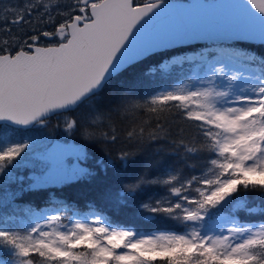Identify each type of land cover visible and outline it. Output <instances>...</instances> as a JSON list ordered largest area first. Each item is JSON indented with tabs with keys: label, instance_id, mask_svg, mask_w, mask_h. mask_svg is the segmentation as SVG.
I'll use <instances>...</instances> for the list:
<instances>
[{
	"label": "snow or ice",
	"instance_id": "snow-or-ice-1",
	"mask_svg": "<svg viewBox=\"0 0 264 264\" xmlns=\"http://www.w3.org/2000/svg\"><path fill=\"white\" fill-rule=\"evenodd\" d=\"M199 40L229 46L177 47ZM257 41L264 0H0V264H264V222L237 216L258 210L247 194L264 200ZM185 65L182 80L143 91ZM118 76L129 82L105 96ZM94 144L108 153L97 168L121 177L102 197L119 209L159 188L140 214L173 229L141 233L50 195L96 175L81 166ZM29 195L53 207L21 206Z\"/></svg>",
	"mask_w": 264,
	"mask_h": 264
},
{
	"label": "trees",
	"instance_id": "trees-1",
	"mask_svg": "<svg viewBox=\"0 0 264 264\" xmlns=\"http://www.w3.org/2000/svg\"><path fill=\"white\" fill-rule=\"evenodd\" d=\"M253 47L251 51L255 53H264V45L260 43H252ZM229 45L225 44H193L190 46H182L185 53L191 55L194 51L199 52L206 48H215V47H227ZM232 46L237 48H246L245 43L232 42ZM151 58L145 60L141 64V68H147L150 64ZM188 72V66L185 65L183 69L177 67L171 76H153L145 81L143 86V91L145 93H151L153 90L163 89L167 84H174L177 80L182 79L185 74ZM129 82L128 76H118L110 82L108 89L105 91V96L108 92L115 87H123ZM57 117H53L51 120L50 127L54 126L57 123ZM56 133L59 136L63 135L61 128L56 129ZM71 141L73 143L79 141V137H72ZM112 147V146H109ZM119 147V145L115 146ZM89 154V159L82 163L83 167H88L91 170L96 172V175L90 179L80 180L78 182H70L64 186H50L53 190L50 195H52L55 200L66 199L73 204L74 207L78 208L81 212L87 213L89 211H97L111 218L114 223L129 226L137 229L139 232L150 234L159 231L171 230L174 228V222L166 219L162 215H152L144 214L141 215L142 210L139 209V203L146 202L149 197H158L163 195L162 191L159 188L151 187L146 190L140 197V200L137 201L135 206L115 208L112 204L108 203L103 197V191H106L109 188L114 189L116 187V181L121 178L117 174H114L113 170H109L105 174L102 170H99L96 166V161L99 159H105L108 153L105 151V147L100 144L90 145L87 149ZM162 158L171 162L172 157L164 153L161 154ZM146 156H138V161H144ZM203 164L204 161L199 162ZM137 170L142 168V164L136 166ZM21 174L27 173L28 169L19 170ZM132 170H129L131 174ZM192 174H199L193 172ZM246 199L250 207L258 209L254 213H247L240 211L237 213L238 218L246 223H261L264 222V213L260 212L259 209L264 208V200H262L258 194L249 193L246 195ZM30 202L31 206L37 211L42 209H50L53 207V204L49 201L47 196L42 195H29L24 197L19 203L21 206H27V203ZM225 215L228 213L225 212ZM67 221L65 220L64 223Z\"/></svg>",
	"mask_w": 264,
	"mask_h": 264
},
{
	"label": "water",
	"instance_id": "water-1",
	"mask_svg": "<svg viewBox=\"0 0 264 264\" xmlns=\"http://www.w3.org/2000/svg\"><path fill=\"white\" fill-rule=\"evenodd\" d=\"M176 2L180 3V4H183V5H190L193 2H195V0H176ZM202 41H205V40H199V41H193V42H202Z\"/></svg>",
	"mask_w": 264,
	"mask_h": 264
},
{
	"label": "bare ground",
	"instance_id": "bare-ground-1",
	"mask_svg": "<svg viewBox=\"0 0 264 264\" xmlns=\"http://www.w3.org/2000/svg\"><path fill=\"white\" fill-rule=\"evenodd\" d=\"M252 43H259L258 41L257 42H252ZM193 44H204V45H208V44H212L211 41H202V42H191L190 44H186V45H179L177 47H182V46H190V45H193Z\"/></svg>",
	"mask_w": 264,
	"mask_h": 264
},
{
	"label": "rangeland",
	"instance_id": "rangeland-1",
	"mask_svg": "<svg viewBox=\"0 0 264 264\" xmlns=\"http://www.w3.org/2000/svg\"><path fill=\"white\" fill-rule=\"evenodd\" d=\"M180 80H182V79H179V80H177L176 82H178V81H180ZM175 82V83H176ZM167 87H169V86H167ZM166 88V87H165ZM72 142V141H71ZM81 166L83 167V165L81 164ZM27 173H29L30 174V171H28ZM44 210H47V209H44ZM49 214H52L51 212H49ZM67 223V222H66ZM142 233V232H141ZM155 233V232H154Z\"/></svg>",
	"mask_w": 264,
	"mask_h": 264
}]
</instances>
